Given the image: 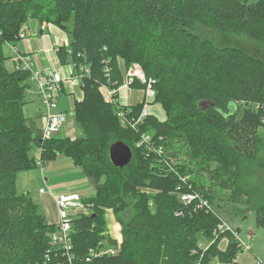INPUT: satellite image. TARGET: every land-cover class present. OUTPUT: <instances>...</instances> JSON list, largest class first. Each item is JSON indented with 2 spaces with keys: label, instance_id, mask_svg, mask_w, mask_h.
<instances>
[{
  "label": "trees",
  "instance_id": "trees-1",
  "mask_svg": "<svg viewBox=\"0 0 264 264\" xmlns=\"http://www.w3.org/2000/svg\"><path fill=\"white\" fill-rule=\"evenodd\" d=\"M32 18L69 35L58 58L62 65L73 61L82 76L84 96L74 109L84 127L79 137L43 140L36 120L23 115L30 70L8 68L3 44L18 38ZM194 24L264 46V0H0V264H70L52 242L56 226L29 193L17 189L18 173L37 164L35 149L44 160L71 156L94 184L95 193L83 198L91 212L73 221V264H241L240 242L230 233H222L229 238L225 248L222 239L202 245V236L219 229L216 206L185 205L175 190L180 183L176 191H192V183L209 202L237 201L243 159L264 162L258 157L264 146L258 136L264 127V48L249 49L240 37L218 43ZM122 61L127 68L142 66L155 91L151 102L161 105L165 119L151 113L133 128L118 117V104L105 100L102 85L124 82ZM142 104L130 106V118L139 116ZM144 133L151 135L150 146L137 145ZM119 140L133 150L124 168L109 157ZM180 148L188 153L183 159ZM201 176L218 184L206 186ZM228 185L233 192H224ZM131 199L137 211L125 222L117 217L124 223L120 251L91 256V250L117 244L107 232L105 208L128 211ZM180 208L184 214L176 216ZM256 219L264 227V204Z\"/></svg>",
  "mask_w": 264,
  "mask_h": 264
},
{
  "label": "rangeland",
  "instance_id": "rangeland-1",
  "mask_svg": "<svg viewBox=\"0 0 264 264\" xmlns=\"http://www.w3.org/2000/svg\"><path fill=\"white\" fill-rule=\"evenodd\" d=\"M24 25H26V31H24L23 34L24 36L8 40V43L6 42L3 44V51L6 56L9 57L6 61V64L7 67L10 69L15 68V66L19 64L18 62L13 61L12 57V54L20 49L17 44L20 40L25 39L28 36V23ZM194 29L200 32L202 36H209L213 39L215 37L216 39L214 40L218 43L230 40L233 41L235 38L240 37L242 39L241 44L248 47L249 49L256 47L264 48L263 45L257 43L256 41L248 39L245 35L241 36L233 33H219L218 31L201 24H194ZM67 36V43L69 44L70 38L68 34ZM53 53H56L58 55V50L55 47L53 48ZM70 64V70H72L70 72V76H65L59 69H50L56 70L61 75H63L65 77V84L68 81L76 84L77 89L80 92L82 91V86L80 84L82 76L75 73L76 69L74 62L72 61L70 62ZM122 64L124 66L123 70L125 71L124 80L126 81L120 85L107 84L106 87L108 88V94L112 95V98L116 100L128 98L131 101H136V103H143L142 105H147L146 107H148L152 113L158 112L160 118L165 119L166 113L161 107V105L159 103H154L153 101L151 102V98L152 96H154L155 91L152 90V88L147 84V82L145 83L146 86H143L142 84L145 81L144 79L147 78L142 66L133 63L127 68L125 66L124 61H122ZM132 66L133 68H131ZM45 69H36L33 72H30V79L32 78V74L37 75L38 78L33 81L31 80V87L33 91L31 90L30 93H32V95L30 93L27 94L26 102H24L22 106V111L25 118H34L40 127L42 123H44L43 116L41 115V110H43L44 106L42 98L44 97V94H47V91L41 86L40 82H38V79L44 76V74L41 73ZM134 79L142 80V83H135ZM65 84H61V87L57 86L56 91L58 100L57 111H59L60 102L62 109L66 111V121L63 125L65 126L67 124L65 127L62 126L63 128L60 130L59 135L76 138L81 136L80 132H82V130L84 132V127L77 121L76 112L74 110L75 107H77L75 102L78 98H73L70 104L67 98L61 97V94L64 93ZM101 92L103 94V97L105 98V92L103 90ZM82 93L84 92L82 91ZM32 96L38 98L40 101L38 99L32 100ZM59 96L61 98H59ZM83 96L84 94L78 100H81ZM127 105L130 106L131 104L128 102ZM118 107H116L115 110L117 111V115ZM120 119L123 122L124 119ZM258 136H260L262 142L264 143V127H260L258 129ZM178 151L182 152L179 153L181 159H183L182 157H184V155H188V153L186 152V148H180ZM41 152V150L35 149L32 154L35 155L37 159H40V156H37V154L39 155L41 154ZM258 157H260L261 160L264 161V146L259 149ZM116 174L120 175V173L117 172L114 173V176H116ZM102 178L103 179L101 180H104V177ZM199 179L200 183H204L206 186L208 184H215L214 181L208 178V176H201ZM90 180V177L75 163L74 159L71 156L61 154L56 155L55 157H51V159L48 160L43 159V162L41 164H38L37 162L35 167L19 172L17 175V189L20 193L28 192L31 195L32 199L38 204H40L41 209L47 218V221L51 224H54L57 223L59 220L58 208L56 207L57 205L55 206L53 204V196L51 195V193H49V191L53 192L56 195L70 192H77L82 195H89L95 191L94 184ZM210 181L213 183H210ZM216 184H218V182ZM236 184V190L237 192H239L237 196V201L221 199L214 200L210 202V204H214L219 210L220 223L227 221L228 225L235 229L238 233L237 235L240 240L237 238L235 239L239 241L241 245L240 251L236 256L237 261L241 264H259V259L264 261V227L259 225L257 222L256 209L264 204V162H259L258 159L244 158L242 161L241 171L237 177ZM219 186H222V184H219ZM41 188L46 189L47 193L42 194L40 192ZM228 191L233 192L229 185L226 186L224 189L225 193H228ZM185 194L186 193H183V195ZM132 200L133 199H131V202L129 203L131 207L133 206ZM83 204H85L84 201ZM85 206L88 208V213H90L92 207H89V205ZM124 207L125 206L120 208H105V216L108 221L106 229L114 228L116 234L119 237H122L120 236V234H122L124 223L120 224L117 221V217L120 216V220H122V222H125L130 219L131 215H133L137 211L135 207L130 208L128 211L126 210L128 208L124 209ZM47 214H49L48 217ZM70 230H73V222ZM225 232H227L226 234H231L228 235L229 238L231 236L234 237V235L229 230H222L220 233V230L218 229L217 231L211 232L206 236H202V245H205V248H209L212 243H214L218 239H222V236L225 235L222 233ZM220 234L222 235L218 237V235ZM224 237L225 238L221 240L222 248L226 247L227 240L229 239L226 236Z\"/></svg>",
  "mask_w": 264,
  "mask_h": 264
},
{
  "label": "built area",
  "instance_id": "built-area-1",
  "mask_svg": "<svg viewBox=\"0 0 264 264\" xmlns=\"http://www.w3.org/2000/svg\"><path fill=\"white\" fill-rule=\"evenodd\" d=\"M25 29V30H24ZM24 31H26V25H23L20 29L18 37L24 36ZM8 43V41H7ZM15 45V44H14ZM69 45V44H68ZM65 47V46H62ZM61 47H57L56 49L59 51ZM12 52V51H11ZM14 52V51H13ZM13 61L18 62L19 64L16 65L17 67H22L27 70H30V72L34 71V63L31 60V57L22 52L20 49L17 50V52H14L12 54ZM139 65V64H138ZM133 68V66L131 67ZM87 70V68H85ZM40 73V72H39ZM41 74H44L40 79H38V82H40L41 86L45 88L47 91V94H44V97L42 98V101L44 102L43 110L41 115L43 116L44 123H42V138L43 140L51 139L55 137L56 135H59L60 130L64 127L63 124H65L66 121V113L64 111H57L58 109V100H57V86L61 87V84H65V77L61 75L56 70L46 68ZM40 75V74H39ZM38 78L37 75L32 74L31 80H36ZM144 82H147V78L144 79ZM126 80H124L125 82ZM135 81V79H134ZM142 81V80H141ZM154 82V80H152ZM123 82V83H124ZM151 79L149 80V86L152 88V84L150 83ZM148 83V82H147ZM81 84V82H80ZM102 90L105 92L106 97L105 100L107 102L118 104V116L120 118H123V123L128 124L135 128L139 122H142L144 118H146L148 115H150L152 112L151 110L146 107L147 105H143L142 109L140 111L139 116L130 118L129 111L130 106L121 103L120 100H116L112 98V95L108 94V88L106 85H102ZM128 107V108H127ZM63 126V127H62ZM151 135L148 133H144L141 137V141L137 144L138 146L142 145L143 143H147L150 146L151 143ZM41 150V149H39ZM159 154L164 153V148L161 146L157 149ZM39 156V155H37ZM38 164H41L43 162V159L40 156V159L37 160ZM187 179V177H182V180ZM189 188L192 191H186L183 193H186L183 195L180 191H176L181 188V184L179 183L176 186L175 192L177 193V196L181 203L185 205L190 204H196L203 207H210V202L208 199L204 198L200 192L195 190L193 188V184L189 183ZM40 192L42 194L47 193V190L44 188H41ZM51 195L54 197L57 208H58V217L59 220L57 223H54L56 226L55 232L51 234L52 242L55 245H58L62 250L65 251L64 255L69 259L70 264H73L72 260L74 258V255L71 253V250L73 249V244L71 241V227L72 222L74 221V218L76 216H79L81 214H87L88 208L85 206L87 204H83V195L79 194L77 192H70L65 194H54L53 192L49 191ZM88 206V205H87ZM211 208V207H210ZM184 214L183 208L177 209L175 211L176 216H181ZM219 230L220 232L222 230H229L237 239L238 233L235 229H233L231 226L228 225L227 221L219 223ZM217 231V230H216ZM121 236V234H120ZM112 237V236H111ZM117 241V244L115 246H107L102 247L98 249L97 251L91 250V256H97L102 254H110L115 255L120 251L121 243H122V237H116L114 238ZM240 240V239H239ZM88 259H91V257H88ZM259 264H264V261L259 259Z\"/></svg>",
  "mask_w": 264,
  "mask_h": 264
},
{
  "label": "crops",
  "instance_id": "crops-1",
  "mask_svg": "<svg viewBox=\"0 0 264 264\" xmlns=\"http://www.w3.org/2000/svg\"><path fill=\"white\" fill-rule=\"evenodd\" d=\"M27 26L29 29V30L27 29L28 36L25 39L20 40L17 45L20 47V50L22 52H24L25 54L31 57L34 63L35 70L36 69L43 70L45 68H53L56 70L59 69L65 76H70V72L72 71L70 70L71 64L69 63L66 65H62L59 61L58 55L56 53L55 54L53 53L54 47L57 48V47H62V46H65V47L68 46V43H67L68 36L66 32L53 23H47V22L42 23L38 21V19H35V18L30 19L28 21ZM31 90H32V87L29 93L31 92ZM30 94L32 95V93ZM82 95L83 93L82 91L79 92V90L77 89V85L68 81L65 84L64 93L61 94V97L67 98L71 104L73 98L79 99ZM61 97L59 96V98ZM31 99L35 100L38 98H35L32 96ZM120 102L125 103V104H128L129 102L131 105L134 103L136 104V101H131L128 98L122 99V100L120 99ZM59 111L66 112L64 109H62L60 102H59ZM41 113H42V110H41ZM94 193L95 191L89 195L83 194V197L91 196ZM52 202L56 206V203L53 197H52ZM48 216L49 214H47V217ZM107 232L113 238L118 237L114 228L112 229L109 228Z\"/></svg>",
  "mask_w": 264,
  "mask_h": 264
},
{
  "label": "water",
  "instance_id": "water-1",
  "mask_svg": "<svg viewBox=\"0 0 264 264\" xmlns=\"http://www.w3.org/2000/svg\"><path fill=\"white\" fill-rule=\"evenodd\" d=\"M109 157L116 167L124 168L132 161L133 150L126 142L119 140L110 145Z\"/></svg>",
  "mask_w": 264,
  "mask_h": 264
},
{
  "label": "bare ground",
  "instance_id": "bare-ground-1",
  "mask_svg": "<svg viewBox=\"0 0 264 264\" xmlns=\"http://www.w3.org/2000/svg\"><path fill=\"white\" fill-rule=\"evenodd\" d=\"M241 245V244H240Z\"/></svg>",
  "mask_w": 264,
  "mask_h": 264
}]
</instances>
